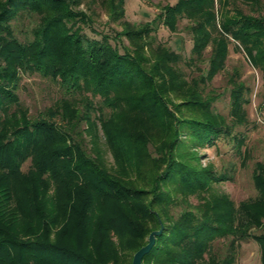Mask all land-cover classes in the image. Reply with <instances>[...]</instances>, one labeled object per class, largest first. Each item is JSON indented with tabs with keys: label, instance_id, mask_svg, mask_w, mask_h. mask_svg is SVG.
I'll use <instances>...</instances> for the list:
<instances>
[{
	"label": "trees",
	"instance_id": "obj_1",
	"mask_svg": "<svg viewBox=\"0 0 264 264\" xmlns=\"http://www.w3.org/2000/svg\"><path fill=\"white\" fill-rule=\"evenodd\" d=\"M174 1L153 23L126 35L144 40L156 32L157 22L174 32L180 20L189 21L190 62L211 47L205 76L191 83L176 68L182 58L165 47L151 49V63L143 40L133 53H120L106 36L89 38L74 23L67 27L75 20L90 23L73 10L80 0L0 2V264H131L159 222L163 230L143 264H233L231 255L218 259L210 251L216 239L234 233L257 243L264 264L263 173L253 176L258 197L237 213L225 197L204 196L221 177L198 168L195 154L183 163L176 155L182 133L194 146L231 136L211 109L214 98H205L200 85L224 68L231 42L264 69V17L235 6L258 7L260 0ZM102 3L111 19L124 17V0ZM24 11L39 16L27 43L15 38L11 26ZM25 74L54 80L66 94L98 97L100 105L86 97L82 112L75 99L62 98L30 119L15 94ZM231 85V117L239 124L245 119L244 87ZM171 95L182 102L174 103ZM182 108L197 117H183ZM100 133L111 166L99 148ZM28 160L31 167L23 172ZM174 193L182 199L198 195L199 214L183 212L174 220L169 214L177 203ZM252 228L261 234H250Z\"/></svg>",
	"mask_w": 264,
	"mask_h": 264
},
{
	"label": "rangeland",
	"instance_id": "obj_2",
	"mask_svg": "<svg viewBox=\"0 0 264 264\" xmlns=\"http://www.w3.org/2000/svg\"><path fill=\"white\" fill-rule=\"evenodd\" d=\"M2 1L4 0H0V2ZM102 2L103 0H80V4L74 6L73 10L84 13L90 23L83 24L80 20H75L68 23L67 27L70 28L74 23L72 28H80L81 32L89 38L100 40L102 36H106L110 45L116 47L120 53L124 51L133 53L135 47L139 46L143 40H131L126 35L129 30H136L142 25L153 23L167 4L175 3L174 0H124V17L111 19L108 8ZM215 6V9L219 8V4ZM235 6L245 14L264 17V0H260L258 7H248L240 2H236ZM228 9L232 10L233 5L231 4ZM220 16L221 10H218V19ZM38 25L39 16L27 11L20 12L17 18L11 22L15 38L22 43L33 40L32 31ZM132 25L133 28H130ZM190 25L189 21L180 20L176 30L172 32L157 22L155 24L156 32L151 33L143 40L145 42L143 54L151 63L153 62L151 49L158 46L165 47L179 55L182 61L176 65V68L187 83L205 76L211 53V47H207L201 59L190 62L192 58ZM233 81L242 83L244 87L245 119L239 124L235 123L231 117L230 91ZM200 88L203 89L205 98H214L211 109L224 119V126L229 128L231 136L222 135L214 140L211 146H194L190 137L182 133L180 136L182 144H178L176 147V155L182 156L178 161L183 163L187 160V155L195 154L198 159V168L210 170L215 176L221 177L220 180L210 184V194H204V196L208 200L225 197L231 203L232 208L239 213V208L243 203L258 197L253 179L255 171L262 172L264 175V69L254 67L250 62V56L244 53L236 42H231L228 45L224 68L208 84L200 85ZM15 94L20 106L27 111L30 119L36 118L62 98L75 99L78 103L77 107L82 112L85 110L83 105L86 97L94 106L100 105L98 97L93 98L88 93L66 94L64 88L56 81L39 74L22 75ZM170 97L176 104L182 102L173 95ZM182 116L185 118L197 117L184 108H182ZM99 136V148L107 165L111 166L112 158L107 151L101 133ZM234 138L241 141L240 145ZM88 139V137L85 138L87 147H89ZM30 167L31 163L28 160L22 166V171L27 172ZM167 189L173 190V187L168 185ZM172 196L177 197V203L169 208V214L174 217V220L183 212L199 214L196 209L201 206L202 200L198 195H189L186 199H182V196L177 193ZM261 232V230L252 228L250 234L259 235ZM237 234L216 239L210 253L218 259L231 255L233 264H260V251L257 243L252 239L240 241ZM232 242H234V248L231 249Z\"/></svg>",
	"mask_w": 264,
	"mask_h": 264
},
{
	"label": "water",
	"instance_id": "obj_3",
	"mask_svg": "<svg viewBox=\"0 0 264 264\" xmlns=\"http://www.w3.org/2000/svg\"><path fill=\"white\" fill-rule=\"evenodd\" d=\"M159 224V229L150 232V234L148 235L147 244L134 253L131 264H143V257L150 252L155 244L156 237L159 236L163 230L162 224L160 222Z\"/></svg>",
	"mask_w": 264,
	"mask_h": 264
}]
</instances>
